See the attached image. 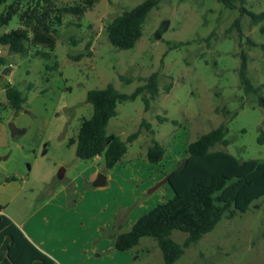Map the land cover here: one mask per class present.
Here are the masks:
<instances>
[{"label":"rangeland","instance_id":"obj_1","mask_svg":"<svg viewBox=\"0 0 264 264\" xmlns=\"http://www.w3.org/2000/svg\"><path fill=\"white\" fill-rule=\"evenodd\" d=\"M81 1L56 0L55 5ZM143 1L95 0L83 16H65L64 24L73 22L75 26L58 30L55 52L59 60L60 56L64 60L58 61L56 71H45L46 61L33 58L32 54L10 55L7 48L0 47V57L7 59L13 71V76H0V173H17L18 182L27 179L30 198L33 193L43 199L56 186L75 184L74 181L80 190L77 199L87 191L79 208H98L94 215L88 214L94 220L85 231L89 240L93 236L87 254L92 261L88 264H163L161 251L152 239L140 240L131 251L117 252L112 236L128 231L142 215L172 198L167 183L152 189L181 164L187 144L198 136L225 123L228 145H216L212 150H223L240 161L264 160V144L258 142L264 135V107L259 104V99L264 98V33L260 31L264 21L253 24L246 15H240L241 8L254 14L264 13V0H235L234 10L216 0H159L158 7L149 12L142 37L132 50L111 47L105 26L122 11ZM236 19L239 30H229ZM162 25L165 30L157 38ZM16 28L18 22L13 18L7 30ZM248 38L256 46H249ZM86 44L100 71H107L108 77L98 72L92 62H82L72 78L75 71L70 67L76 62L68 55L84 53ZM241 53L247 55V76L256 93L246 95L240 87ZM156 72L159 95L150 102L149 109L144 110L141 98L122 103L108 124L107 136H119L124 142L141 129L137 139L126 144L127 153L121 163L106 170L102 157L92 161L76 158L69 145L77 116L76 107L71 104L75 101L78 105L77 119L89 117L85 101L77 98L81 91L88 90L85 85L91 80L100 87L104 84L100 79L108 80L110 76L115 89L128 95L142 85L140 79ZM119 75L134 81L121 83ZM7 81L26 95L18 114L7 105ZM29 84L33 88L26 91ZM166 86L171 87L168 93ZM142 121L150 125L154 135L140 128ZM9 124L26 133L11 137ZM151 139L166 150L159 165L146 161ZM61 173L63 179L59 180ZM110 173L112 179L105 187H93V181L87 182L91 176ZM156 176L159 180L153 184ZM16 207L19 208L12 204L9 208ZM11 214L16 218L15 212ZM110 216L112 223L107 225ZM100 220L104 224H99ZM170 238L182 245L186 234L174 231ZM100 252L102 256L98 258ZM174 264H264V198L255 200L246 212L232 219L223 218L213 231L184 249Z\"/></svg>","mask_w":264,"mask_h":264},{"label":"trees","instance_id":"obj_2","mask_svg":"<svg viewBox=\"0 0 264 264\" xmlns=\"http://www.w3.org/2000/svg\"><path fill=\"white\" fill-rule=\"evenodd\" d=\"M56 0H0V47L7 48L10 55L39 58L46 61L45 71H56L58 62L54 54L57 33L62 27L75 26L64 24L67 15L81 17L91 9L95 0H82L65 6H56ZM227 9L236 8L235 0H216ZM241 1V0H239ZM159 0H144L130 10H124L106 26L105 34L109 45L120 51L132 50L141 39L143 26L149 12L157 8ZM240 15H246L255 24L264 21V13L254 14L244 8ZM13 18L18 28L7 30ZM230 29L239 30V19L234 20ZM264 33V26L260 28ZM249 46H256L249 38ZM90 46L78 56H68L78 62L90 57ZM247 55L240 54L238 78L240 87L246 95L257 92L248 78ZM8 65L7 59L0 57V72ZM121 83L130 84L134 80L119 75ZM142 85L131 94H122L113 84L105 89L87 91L85 101L92 106V113L83 118L76 139L75 156L80 160H94L102 157L106 170L118 166L127 153V143L134 142L140 130L129 135L126 142L119 136H107L110 120L116 117L118 105L141 98L144 110L159 95L158 73L140 79ZM33 88L29 84L26 91ZM171 87L166 86L167 93ZM4 93L7 105L18 114L26 102V95L16 85L6 83ZM264 107V98L259 99ZM225 114H228L225 110ZM160 121H166L159 118ZM140 128L154 135L150 125L142 121ZM227 126L217 128L198 136L187 144L185 157L181 164L168 176V186L173 195L142 215L128 232L113 235L114 247L118 252L136 248L142 239H152L161 251L163 264H174L184 253V249L196 244L202 237L214 230L223 219H232L244 213L249 206L264 198V160L240 161L223 150H212L216 145L227 146ZM73 141L70 140L69 144ZM264 144V135L258 139ZM165 148L151 139L146 151V161L159 165L165 158ZM13 179V178H11ZM178 231L186 234L182 245L171 240V234ZM0 264H54L53 260L40 252L22 232L4 215H0Z\"/></svg>","mask_w":264,"mask_h":264},{"label":"crops","instance_id":"obj_3","mask_svg":"<svg viewBox=\"0 0 264 264\" xmlns=\"http://www.w3.org/2000/svg\"><path fill=\"white\" fill-rule=\"evenodd\" d=\"M54 54L56 56V60L58 57L57 62L60 60V62H63L64 56H60L59 60L57 52L54 51ZM61 54L62 52H59V55ZM95 59L96 58H94V55L91 54L90 57H84L76 63L73 61L75 63V66L70 67V70L75 71L76 69H78L79 64L82 62L84 64L92 62V64L95 66V68H97V71L99 72L100 68L97 65V62L94 61ZM65 60L67 61L68 59L66 58ZM100 72L104 77H108V74L106 73L107 71L102 70ZM8 75L13 76L12 69L10 70ZM76 75L77 71L71 73L72 78ZM64 80L67 81L66 77H64ZM100 81H103L104 84L98 87L93 83V81L90 80L89 84L85 85L88 90H86L85 92L81 91V95L77 98H81L85 101L87 91L91 89H105L107 85L113 84V80L110 79V76L108 80H104L101 78ZM6 83L9 82L7 81L5 82V84ZM71 105H75V107L78 108V105L75 101L74 104ZM76 108V122L74 123V125L72 124L73 129L71 131L70 138V140H72V136L74 135V140H72L73 142L69 144L74 155L76 149V139L81 121L83 119H77L79 118V110ZM85 108L88 111L90 109V113L88 115L90 116L92 113V106L86 103ZM25 133L26 131L24 130V133L22 135H24ZM3 134L5 137V132H3ZM9 174L10 175H3L0 173V215L6 216L22 232V234L27 238V240L30 241V243H32L40 252H42L48 258L53 260L54 264L90 263L92 260L87 254H89L88 248L89 246H91L90 243L93 241V236L89 240V238L85 236V231L86 227L88 229L91 228V226H88V224L93 225L94 223V220H92L88 216V214L90 213L91 215H94L95 211L98 210V208H79L85 202L86 196H88L87 191L82 192L83 194H81V197L77 199V194L78 192L80 193V190L79 185L76 181H74L75 184L72 183L56 186L52 190V192L43 199H38V197H36L33 193L30 198V194L27 192V179H22L21 182H18L17 173L9 172ZM104 176L106 177V184L107 182L111 181V173L110 175L108 174V176ZM165 177L166 175L164 176V178ZM95 179L96 177L94 178V176H91L90 179H87V182H94ZM154 180L155 181L153 184H155L159 179L156 176ZM149 182L146 184H149ZM106 184L103 187H105ZM87 188L88 187H85V190ZM169 188H165L167 192H169ZM12 204H17L19 208H9ZM31 208L33 209L31 210ZM11 212H15L16 218L13 217ZM113 214H115V211L113 212ZM103 220H100L99 224H104ZM111 223L112 219L110 216L107 221V225H110ZM128 231H124L122 233ZM101 256L102 253L100 252L98 254V258Z\"/></svg>","mask_w":264,"mask_h":264},{"label":"water","instance_id":"obj_4","mask_svg":"<svg viewBox=\"0 0 264 264\" xmlns=\"http://www.w3.org/2000/svg\"><path fill=\"white\" fill-rule=\"evenodd\" d=\"M165 30V27H163V25L161 26V28L157 31L155 37H159L160 33L162 31ZM10 72V66H6L2 69V71L0 72V76H7L8 73ZM11 137H15L16 135H22L24 133L23 129H19L17 128L14 124H9L8 126ZM63 175L62 173L58 175V179L62 180ZM168 182V176H166L162 182H160L159 184H157L156 186H154V188L152 190L157 189L160 185L167 183ZM106 184V177L102 174H98L96 176V179L94 180L92 186L93 187H103Z\"/></svg>","mask_w":264,"mask_h":264},{"label":"built area","instance_id":"obj_5","mask_svg":"<svg viewBox=\"0 0 264 264\" xmlns=\"http://www.w3.org/2000/svg\"><path fill=\"white\" fill-rule=\"evenodd\" d=\"M99 158V157H98Z\"/></svg>","mask_w":264,"mask_h":264}]
</instances>
